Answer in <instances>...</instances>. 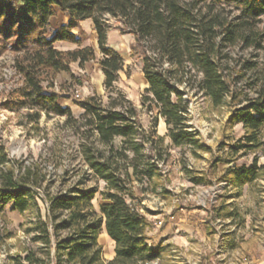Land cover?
Masks as SVG:
<instances>
[{"label": "trees", "instance_id": "1", "mask_svg": "<svg viewBox=\"0 0 264 264\" xmlns=\"http://www.w3.org/2000/svg\"><path fill=\"white\" fill-rule=\"evenodd\" d=\"M217 5H234L241 15L233 20ZM56 9L67 14L69 22L48 37ZM263 15L264 0H0V56L8 50L18 54L21 77L3 109L24 111L26 125L37 130L43 115L65 117L82 132L80 152L87 168L73 184L68 175L63 185L69 186L42 196L37 190L45 180L41 168L11 160L0 144V212L12 205L29 216L24 233L30 237L17 255L9 256V264H161L165 248L149 245L141 203L148 194H158V182L167 175L164 168L172 158L157 133L160 119L173 147H186L193 155L201 149L199 134L190 124V96H204L213 108L233 107L231 121L245 130L228 144L227 156L217 158L210 175L217 174L218 163H234L219 180L237 188L239 195L245 185L264 176L257 158L250 167L236 164L238 156L264 145V62L229 61L232 46L261 48L250 19ZM89 19L102 55L107 99L75 100L85 111L75 120L71 109L58 103L54 84L61 72L71 74L75 63L84 67L96 53L92 47L61 52L54 44L81 47L73 31ZM110 19L121 34L134 37L131 56L142 59L148 86L142 106L155 113L148 129L116 87L124 61L107 45ZM90 178L102 181L104 188L87 186ZM97 195L99 211L94 206ZM103 227L115 243V257L108 263L98 243Z\"/></svg>", "mask_w": 264, "mask_h": 264}, {"label": "rangeland", "instance_id": "2", "mask_svg": "<svg viewBox=\"0 0 264 264\" xmlns=\"http://www.w3.org/2000/svg\"><path fill=\"white\" fill-rule=\"evenodd\" d=\"M216 8L233 20L242 12L234 5H217ZM250 20L254 22L261 48H245L243 44L230 47L231 65L244 61L259 65L264 62V15ZM114 24L115 20L110 19L112 27L108 31L107 45L124 61V71L120 73L116 87L127 102L134 104L143 128L148 129L155 113H149L142 106L141 99L148 88L142 75V59L131 56L134 37L121 34ZM81 41V45L95 50L96 59L82 68L73 64L71 68L75 75L64 72L65 79L57 77L53 88L58 103L70 108L75 120L85 113L83 108L74 104L75 100L90 96L107 99L96 31L87 30ZM18 56L9 50L0 56V144L11 160L20 162L25 168H41L45 180L42 188L37 190L42 196L45 191L56 194L69 186L63 185L68 175L72 178L70 184H73L87 169L80 152L82 132L65 117L46 115L41 117L40 130L33 129L26 125L24 111L14 113L3 109L10 92L21 85L16 69ZM232 111L231 106L213 108L202 95L190 96V124L199 134L201 143L196 155L186 147H173L164 120H159L157 133L165 139L172 158L164 168L167 175L158 182V194L150 193L145 197L141 212L149 223V245L165 248L161 264H264V176L245 185L239 195L237 188L219 180L234 163H218L217 174L210 175L217 158L227 156L228 144L245 133L242 124L231 121ZM255 158L258 166L264 167V145L254 153L238 156L236 164L250 167ZM86 185L102 190L105 184L90 178ZM162 189L169 193L162 194ZM138 196L141 197L139 192ZM100 204L97 195L94 200L97 211ZM228 213L235 216L227 218ZM28 220V215H21L12 209V205L0 212V264H9V256L17 255L27 243L30 236L24 231ZM8 235L12 237L7 238ZM98 243L106 263L113 260L115 243L104 227L100 230Z\"/></svg>", "mask_w": 264, "mask_h": 264}, {"label": "crops", "instance_id": "3", "mask_svg": "<svg viewBox=\"0 0 264 264\" xmlns=\"http://www.w3.org/2000/svg\"><path fill=\"white\" fill-rule=\"evenodd\" d=\"M69 22V17L67 14L62 13L59 9H56V16L53 17L50 21V28L49 30H51V32H49V37H51L54 32L61 26L67 25ZM94 24L93 21L91 19L83 21L79 28L75 29L73 31V33L77 36V38L81 41L82 40V34L85 33L87 30L91 31L92 33H94ZM82 42V41H81ZM83 44V43H82ZM55 48L61 52H71V51H75L76 49L79 48H84L86 46L81 45V47H79L78 45L72 44V43H68V42H56L54 44ZM75 65L79 66V63H75ZM71 73L73 75H75V73L73 72L72 68H71ZM58 77H61V79H65L64 78V72H61L59 74Z\"/></svg>", "mask_w": 264, "mask_h": 264}]
</instances>
